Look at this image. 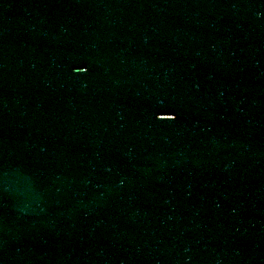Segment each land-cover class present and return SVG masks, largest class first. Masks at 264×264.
<instances>
[{"label":"water","instance_id":"95a60500","mask_svg":"<svg viewBox=\"0 0 264 264\" xmlns=\"http://www.w3.org/2000/svg\"><path fill=\"white\" fill-rule=\"evenodd\" d=\"M0 264H264V0H0Z\"/></svg>","mask_w":264,"mask_h":264}]
</instances>
